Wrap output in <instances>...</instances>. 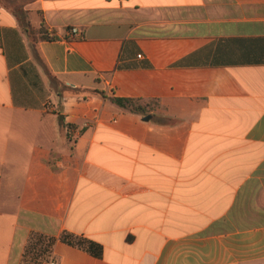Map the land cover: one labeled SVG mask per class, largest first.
Wrapping results in <instances>:
<instances>
[{"label":"crops","instance_id":"0c3cea01","mask_svg":"<svg viewBox=\"0 0 264 264\" xmlns=\"http://www.w3.org/2000/svg\"><path fill=\"white\" fill-rule=\"evenodd\" d=\"M30 259L264 264V0H0V264Z\"/></svg>","mask_w":264,"mask_h":264},{"label":"trees","instance_id":"16d2710c","mask_svg":"<svg viewBox=\"0 0 264 264\" xmlns=\"http://www.w3.org/2000/svg\"><path fill=\"white\" fill-rule=\"evenodd\" d=\"M24 29L29 33L33 34L35 30L31 27L30 22L26 17H21ZM38 32L42 33L41 38H55L54 36L47 35V29L45 25L43 24L41 28L38 30ZM110 100L120 108L132 112V113H138V114H146L148 113V105H146L145 102H150L143 99H133V98H120V97H111ZM147 106V107H146ZM59 123L63 125V118L59 115ZM61 240L71 244L75 245L79 248L86 249L90 253L100 256L101 255V246L85 237L73 235L71 233H63L61 235ZM50 240V245H52L53 239Z\"/></svg>","mask_w":264,"mask_h":264},{"label":"rangeland","instance_id":"374dc122","mask_svg":"<svg viewBox=\"0 0 264 264\" xmlns=\"http://www.w3.org/2000/svg\"><path fill=\"white\" fill-rule=\"evenodd\" d=\"M146 105L149 106V108H155V102H145ZM147 107V106H146ZM50 248V241L48 239H43L42 243H39V245L35 248L34 253H33V258L37 259L38 257H45L47 255V252ZM35 260L32 261L30 259V262L28 264H34Z\"/></svg>","mask_w":264,"mask_h":264},{"label":"built area","instance_id":"2783aa9c","mask_svg":"<svg viewBox=\"0 0 264 264\" xmlns=\"http://www.w3.org/2000/svg\"><path fill=\"white\" fill-rule=\"evenodd\" d=\"M68 32H69L71 35H74V36H76L77 34H79V31H78L77 28L69 29ZM50 264H54V262L51 261Z\"/></svg>","mask_w":264,"mask_h":264},{"label":"water","instance_id":"95a60500","mask_svg":"<svg viewBox=\"0 0 264 264\" xmlns=\"http://www.w3.org/2000/svg\"><path fill=\"white\" fill-rule=\"evenodd\" d=\"M148 118V117H147Z\"/></svg>","mask_w":264,"mask_h":264}]
</instances>
